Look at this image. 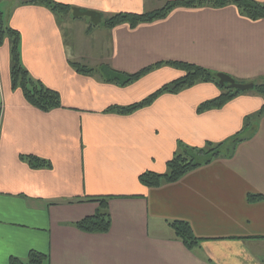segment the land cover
Here are the masks:
<instances>
[{"label": "crops", "instance_id": "0c3cea01", "mask_svg": "<svg viewBox=\"0 0 264 264\" xmlns=\"http://www.w3.org/2000/svg\"><path fill=\"white\" fill-rule=\"evenodd\" d=\"M0 0L7 27L20 35L22 66L59 94L61 107L42 112L11 88L9 47H0V264L31 251L43 264H264V117L255 135L180 180L148 188L145 172L164 174L178 143L203 147L241 131L264 97L247 91L220 109L197 114L219 89L199 83L163 94L129 115L106 113L137 103L183 72L162 66L120 87L69 65H109L134 74L159 62H184L226 74L239 84L264 82V19L251 21L234 6L177 8L164 19L131 28L60 21L43 6ZM94 11L102 21L142 14L162 0H54ZM264 3V0H255ZM78 27L77 39L68 41ZM77 29V30H78ZM50 167L33 169L21 156ZM90 197H110L111 228L87 234L74 223L98 209ZM189 224L198 247L188 250L168 222Z\"/></svg>", "mask_w": 264, "mask_h": 264}, {"label": "trees", "instance_id": "16d2710c", "mask_svg": "<svg viewBox=\"0 0 264 264\" xmlns=\"http://www.w3.org/2000/svg\"><path fill=\"white\" fill-rule=\"evenodd\" d=\"M164 5L162 8L151 12L135 14V13H118L104 19L103 26L107 29L114 28L119 25L127 24L131 28H135L140 24L151 23L164 19L170 12L177 8H212L221 9L226 6H234L238 13L251 20L257 21L264 19V3L255 0H162ZM24 5L43 6L48 9L60 21L61 18L71 14L72 7L58 3L54 0H24ZM89 23L90 29L96 27ZM6 43L9 47V75L11 88L19 90L25 101L32 107L42 111L49 112L53 109L61 107L59 94L45 87L40 81L34 80L24 69L21 62L20 54V35L18 31L6 26L5 15L0 10V47ZM70 67L79 75L98 76L104 83L112 84L120 87L128 86L151 71L162 66H169L182 71L183 76L162 85L155 92L144 98L143 100L126 107L111 106L105 110L106 113H114L117 115H129L137 110L150 106L158 97L163 94H177L185 89L191 88L199 83H213L220 91V94L214 98L202 102L197 107V114L204 113L212 109H220L229 101L233 100L244 92L230 89L228 85H220L217 75L206 68L184 63V62H159L155 65L146 67L134 74H126L112 69L109 65H101L99 67H89L87 65L69 62ZM250 91L255 92L264 97V82L255 84ZM247 92V91H245ZM264 117V103L261 108L252 115L244 118L243 127L240 132L221 143L206 142L203 147H190L178 143V150L173 157L166 163V172L164 174H155L145 172L139 176L141 185L148 188H157L163 184L175 183L189 172L205 166L217 158H230L235 147L249 139H251L258 128L259 120ZM21 160L27 163L31 168L37 169L42 167H50L49 163L42 161L37 157L28 155L21 156ZM110 197H90V202H95L98 209L92 216L85 217L74 223V227L87 234H106L111 228V215L108 207V199ZM262 195H248L247 201L255 203L262 201ZM176 239H178L186 249L193 250L199 246L201 240L196 238L188 223L182 221L168 222ZM48 263V256L41 253L31 251L27 261L23 262L18 258L11 257L9 264H43Z\"/></svg>", "mask_w": 264, "mask_h": 264}, {"label": "water", "instance_id": "95a60500", "mask_svg": "<svg viewBox=\"0 0 264 264\" xmlns=\"http://www.w3.org/2000/svg\"><path fill=\"white\" fill-rule=\"evenodd\" d=\"M72 17L77 19V18H89V21L92 25H98L101 23L102 19L99 13L94 12V11H81L78 8H72ZM218 78V83L220 85H228L230 89H234L237 91L245 92L252 90L254 88V85L252 83L248 84H239L236 83L234 79L229 77L226 74H221L219 73L217 75Z\"/></svg>", "mask_w": 264, "mask_h": 264}, {"label": "rangeland", "instance_id": "374dc122", "mask_svg": "<svg viewBox=\"0 0 264 264\" xmlns=\"http://www.w3.org/2000/svg\"><path fill=\"white\" fill-rule=\"evenodd\" d=\"M73 19V22L76 24V25H82V24H85V23H89V18H86V17H83V18H77V19ZM96 27H103V22H101L99 25H97ZM78 27L75 29V31H73L72 33L69 34V39L68 41L71 42L72 40L75 41V39H77L78 37V34L81 33V30H77ZM236 82V81H235ZM237 83V82H236ZM41 253V252H40Z\"/></svg>", "mask_w": 264, "mask_h": 264}]
</instances>
